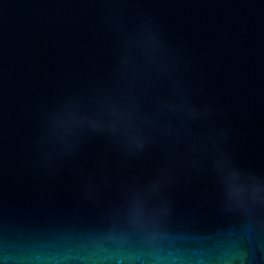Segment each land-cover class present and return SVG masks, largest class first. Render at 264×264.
I'll return each mask as SVG.
<instances>
[{"label":"water","instance_id":"water-1","mask_svg":"<svg viewBox=\"0 0 264 264\" xmlns=\"http://www.w3.org/2000/svg\"><path fill=\"white\" fill-rule=\"evenodd\" d=\"M0 264H264V0H0Z\"/></svg>","mask_w":264,"mask_h":264}]
</instances>
